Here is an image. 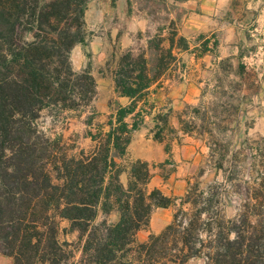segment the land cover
Wrapping results in <instances>:
<instances>
[{
    "label": "trees",
    "instance_id": "obj_1",
    "mask_svg": "<svg viewBox=\"0 0 264 264\" xmlns=\"http://www.w3.org/2000/svg\"><path fill=\"white\" fill-rule=\"evenodd\" d=\"M88 1L0 0V256L12 264H264V159L251 166L247 195L231 218L220 207V186L190 183L180 198L149 190L146 162H133L127 186L120 184L122 169L112 152L125 155L171 51L160 55L153 75L143 54H123L115 85L132 102L94 125L95 80L70 62L72 49L84 44ZM26 32L32 41L25 40ZM208 42L200 55L210 50ZM152 45L158 49L157 40ZM84 108L86 137L94 143L89 150L66 148L60 135L50 136L38 123L43 112L66 120L62 115ZM188 109L189 118L200 114ZM130 114L129 127L124 119ZM165 122L166 115L154 118L153 138L160 143ZM191 130L180 129L184 135ZM208 148L214 167L224 170L226 148ZM167 208L174 210L172 222L139 243L136 234L151 213ZM114 209L117 223L97 221L99 212L106 216ZM63 222L67 229L60 228ZM61 233L76 234L75 240H61Z\"/></svg>",
    "mask_w": 264,
    "mask_h": 264
},
{
    "label": "crops",
    "instance_id": "obj_2",
    "mask_svg": "<svg viewBox=\"0 0 264 264\" xmlns=\"http://www.w3.org/2000/svg\"><path fill=\"white\" fill-rule=\"evenodd\" d=\"M84 31V44L72 49L70 62L74 71L87 70L95 80L94 125L105 124L109 116L132 102L115 85L123 54H143L153 75L160 55L171 51L172 60L149 89L142 124L132 132L125 155L118 157L112 152L122 169L119 182L124 187L130 166L137 160L160 166L191 160L194 147L169 143L170 152L166 153L167 139L181 133L179 119L188 107L216 100L212 95L221 84L217 76L241 83L251 71L256 83L264 78V48L260 51L258 47L264 38V0H89ZM180 39L187 49L180 46ZM207 39L210 50L200 55L199 47ZM155 40L158 49L152 45ZM253 55L257 60L251 59ZM141 107L139 103L137 110ZM159 114L166 115L163 143L153 138L154 118ZM133 120L134 114H130L124 122L130 127ZM107 130L105 126L103 131ZM154 188L180 198L186 192V177L179 172L167 178L154 176L148 189ZM173 213L172 208L154 210L148 226L137 232L136 240L143 243L149 235L161 233L172 222ZM104 218L115 224L119 214L115 209L106 216L99 212L97 221Z\"/></svg>",
    "mask_w": 264,
    "mask_h": 264
},
{
    "label": "rangeland",
    "instance_id": "obj_3",
    "mask_svg": "<svg viewBox=\"0 0 264 264\" xmlns=\"http://www.w3.org/2000/svg\"><path fill=\"white\" fill-rule=\"evenodd\" d=\"M24 35L26 41H32L30 32ZM258 47L260 51L263 50V39ZM251 59L257 60L254 55ZM217 78L221 79V84L212 95L216 100L205 101L196 107L200 114L194 119L189 118L192 109L185 110L186 115L179 119L180 129L186 130L189 126L192 133L184 135L181 132L166 140L167 144L176 147H194V156L188 162H168L165 166L151 164L149 170L152 177L162 178L179 172L186 177V187L190 183L199 184L201 189L211 184L220 186L218 193L224 197L220 207L231 218L240 206V199L247 195L251 166L260 164L264 159V78L256 83L251 71L243 76L241 83L221 75ZM88 111V108H84L75 113H66L62 115L67 117L66 120L43 112L38 123L42 129L48 130L50 136L60 135L66 148L89 150L94 144L86 137L88 130L84 121ZM209 146L212 149L216 146L226 148L224 170L218 171L214 167L215 158L210 156ZM60 228L67 229L68 224L63 222ZM75 237L76 234L65 236L61 233L60 236L61 240L68 242L74 241ZM0 264H12V260L0 256Z\"/></svg>",
    "mask_w": 264,
    "mask_h": 264
},
{
    "label": "built area",
    "instance_id": "obj_4",
    "mask_svg": "<svg viewBox=\"0 0 264 264\" xmlns=\"http://www.w3.org/2000/svg\"><path fill=\"white\" fill-rule=\"evenodd\" d=\"M263 40H264V38H263ZM141 116L143 117L144 116V113H142Z\"/></svg>",
    "mask_w": 264,
    "mask_h": 264
},
{
    "label": "clouds",
    "instance_id": "obj_5",
    "mask_svg": "<svg viewBox=\"0 0 264 264\" xmlns=\"http://www.w3.org/2000/svg\"><path fill=\"white\" fill-rule=\"evenodd\" d=\"M233 238H234V236H233Z\"/></svg>",
    "mask_w": 264,
    "mask_h": 264
}]
</instances>
